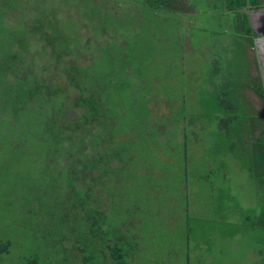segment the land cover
<instances>
[{"label":"rangeland","instance_id":"1","mask_svg":"<svg viewBox=\"0 0 264 264\" xmlns=\"http://www.w3.org/2000/svg\"><path fill=\"white\" fill-rule=\"evenodd\" d=\"M167 1L0 0L1 13L7 8L0 13V68L5 63L21 70L40 67L42 77L50 74L63 79L65 75L54 67L75 62L88 79L104 77L108 82V66L122 65L116 80L125 79L131 85L120 96L124 104L129 98L139 103L151 97L147 102L154 121L151 133L148 126L132 119L131 109L122 111L118 106L123 118L120 126L136 130V135L128 132L121 137L131 157L124 150L120 158L132 159L135 167L113 161L103 174L107 188L100 192L99 208L105 214L102 228L111 230V238L118 241L113 247L120 248L121 254L128 248L123 257L126 264H264V230L255 225L256 220L247 221L251 211L252 216L259 214L264 202V189H258V182L246 173L252 153L240 143L227 147L224 133L219 135L227 127L242 133L239 127L247 122L246 116L253 118L237 83L244 79L247 65L244 48L235 42L224 51L232 35L226 18L204 13L188 23V17L179 14L182 1ZM188 2L200 7L206 0ZM154 3L170 11L157 9ZM44 29L47 32L41 35ZM194 56L199 67L187 71L183 65L188 66ZM211 58H216L217 66H225L217 70L224 73L217 79L224 90L219 87L216 93L206 83L207 76L215 74ZM3 73L2 79H9ZM186 73L197 76L190 81L198 82L188 83ZM41 98L36 107L27 102L32 111L26 127L15 123L16 113L11 118V105L0 97V118L9 119L7 126H0V241H8L0 264H83L75 250L82 247L81 241L86 244L84 253L96 256L92 260L96 261L100 252L102 262L108 259L107 249L96 250L99 242L89 236L88 222L84 224L82 218L86 210L64 202L71 197L67 190L63 192V168H58L65 160L55 163L48 158L43 137L36 133L38 115L46 114ZM214 98L219 99L218 106ZM195 109L202 110L197 118L209 123L207 128L198 121L189 123ZM172 110H177L172 112L174 125L167 122L157 127ZM212 110L221 116V123L210 122L207 115ZM192 128L200 130L197 149L187 147L188 136L183 138L179 131ZM236 136L233 142L239 139ZM181 141L188 148L185 155L186 150L196 154L199 149L205 155L200 160L197 156L182 159ZM189 144L193 146L192 139ZM85 149V153L92 151L89 145ZM231 153L238 157L241 170L245 168L238 177ZM220 191L226 196H220L218 206Z\"/></svg>","mask_w":264,"mask_h":264},{"label":"trees","instance_id":"2","mask_svg":"<svg viewBox=\"0 0 264 264\" xmlns=\"http://www.w3.org/2000/svg\"><path fill=\"white\" fill-rule=\"evenodd\" d=\"M165 1L168 2L167 0ZM237 1L238 4H242L245 0ZM249 2L251 4H257V0H249ZM154 6L160 10L167 9L170 11L167 6H164L161 3H158V5L154 3ZM4 7H2V9ZM6 9H3V13L6 12ZM1 11L2 10H0V13ZM45 26H49V22H47ZM44 30L45 32L40 30L41 35L47 32L46 29ZM39 38L42 39L40 35ZM47 46L50 48L53 47V45H48V43ZM54 50H56L55 47ZM10 58L14 57H6V60H9ZM73 63L75 65L69 63V66H64L63 64L54 67L55 72L59 71L58 74L65 75V78L63 79L61 77L60 79H57L54 76H50V74L46 78L42 77L44 68L31 67L21 70L18 67H15V65L10 66L8 63H5L3 68H0V70H2L0 71V97H3L5 99L4 101L11 105V109L9 110L10 117L12 118L13 114L15 115L16 113V118L15 116L13 117L15 123L19 125L23 124L26 127L30 125V115L28 113L32 111L31 107L27 106V102L31 101V105L36 107L38 106L37 99H39L40 96L43 97V99H41L46 107L44 109L46 114L38 115L37 120L39 119L40 122L38 123L37 121L36 123V133H39L43 137V142L41 143L45 145V155L48 158L52 157V160L55 163H58L60 158L65 160V162L60 164L58 168H63V171H61L62 182L63 179H65V182H63V192L67 190L71 193V197H63L64 202L78 204L79 207L86 210V213H83L84 215L82 218L84 224L88 222L89 236L97 238L99 242V246L96 247V250L101 251L103 248H106L108 253V259L101 262L100 259H104V256L102 253L100 254V252H96L99 257L96 258V261H92L96 256L93 257L91 254L88 255L84 253L86 244L81 241L80 245H82V247H79V245L75 247V250L80 255V263L126 264V260L123 257L128 254V248L123 250V253L121 254L120 248L117 246L113 247L114 243H117L118 241L111 238L109 234L111 233V230L109 229L108 231L102 228L105 214L99 208L101 203L100 192L107 188V179L104 178L103 174L110 169V164L113 161H116V163H119L120 165L123 164V162L124 164L129 162L135 167V162L132 159L129 161L127 158H120V153H123L124 150L126 151L122 145L123 139H121V137L128 132H132L136 135V130L135 128L124 129L120 126L121 123L119 124V122H122L123 118L120 119L122 114L120 113V110L118 111V106H122V111H128L131 109L132 119L141 127H144V125L148 126L151 133V127L154 125V121L150 118L149 108L147 106V102L151 97L145 98L143 99V102L140 101L139 103H137L138 101H136V98H129L126 106L120 96L124 95L125 87L130 88L131 85H129V81L125 79L116 80L117 78H120L117 75L122 72V65L116 69L112 68L111 64L108 66L107 82L104 80V77H100V80L88 79L86 71L79 68L77 63ZM3 70L9 75V79H2L4 76ZM212 70L215 74L208 77H217L218 71L216 66ZM76 74H81L82 76L80 75L79 78H76L74 77ZM12 77L15 79H12ZM207 84L208 87H212V91L215 93L219 91V87H221V91L224 90L223 85L219 84L214 79ZM104 87H108V92H104ZM168 95L169 92L165 94L164 97L168 99ZM261 96V99L264 100V96ZM212 100L214 106L219 105L218 98ZM172 112L173 114H176L177 110L171 111V117H167L169 119L163 117V122L160 125L157 124V127L166 124L167 122V125L169 123L174 125ZM200 112H202L201 109L193 110L196 117L193 115L195 118L193 120L192 116L189 123H191L192 126V124L194 125V123L198 121L201 127L204 126V128H207L209 123H202V121L197 118V116L201 117ZM206 114L207 113H204V115ZM207 117L211 118L210 122L215 121V119L219 120L218 123L222 122V118H220L221 116H218L213 110L207 115ZM246 117L247 122L239 127L243 128V130H245L244 124L248 125L251 121L254 123V115H252V119L248 116ZM8 123L9 119L1 116L0 126H7ZM222 124L225 125V123ZM167 125L165 127H167ZM200 125L199 128H201ZM118 126H120V128ZM172 130L176 137L178 132L175 128ZM179 131H181L183 138L188 136V142L186 141L187 147L192 149H197L199 147L201 141L200 130L195 131L192 128V130H186L188 132L182 129ZM247 131L251 133L248 128ZM223 133L228 145L227 147H233L236 141H239L236 143L239 144L240 139L242 140L240 137H242L243 134H246L244 131L241 133L238 129L232 127L219 130V135H223ZM143 134L144 132H142V135ZM236 134H238L239 139L233 142V139H236L237 137ZM137 136L139 139H144V136H142V138L139 134ZM189 139H192L193 146L189 144ZM251 140H254L252 147L245 144H243V147L249 149L253 154L256 152V146L254 148V145H258L259 148L257 147V150H259L260 153H264V130L257 138H248V141ZM183 143V141L179 142V145L182 146V159L186 157L192 160V156H197L200 160L201 157L205 155L200 149L196 154H192L191 151L188 153L186 150L185 155L184 151L187 147H184ZM247 144L250 143L248 142ZM88 145L92 147V151H90V149L85 153L84 150H86L85 148ZM174 149L177 150L175 147ZM126 152L130 156V153L128 151ZM231 155L239 160L236 154L234 155L231 153ZM70 161L71 163H69ZM94 171H96V174H93ZM75 182H78L79 185ZM7 245V240L0 241V254L7 251Z\"/></svg>","mask_w":264,"mask_h":264},{"label":"crops","instance_id":"3","mask_svg":"<svg viewBox=\"0 0 264 264\" xmlns=\"http://www.w3.org/2000/svg\"><path fill=\"white\" fill-rule=\"evenodd\" d=\"M181 1L182 6H179V14L186 15L188 17L186 18L188 23L193 21L195 16L202 15L204 13V15L218 16V19L226 18L231 22L230 26L233 27L229 26V32H231L232 35L231 38L225 42L226 45L224 47H230L236 42V44L241 45L242 48H244L243 53L245 55L247 65L242 75L244 79L237 82L238 84H241L239 87V96L243 98L242 100L245 102L244 105L251 110V113L255 116V118L253 124L244 126L245 130L243 131L246 134H243V136L240 137L242 138V140L240 139V143L252 147L254 140L248 141V138H257L264 130V100L261 99V95L264 96V0H257V4H251L249 0H245L242 4H238L237 0H206V3L200 7H196L192 2L189 3L188 0ZM224 51L228 52L229 50L226 48ZM211 59L213 62L216 61V58ZM211 59H209V61ZM196 60L197 58L194 56L193 60L188 62V66L185 64L183 67H186L187 71L198 68L199 66L196 64ZM214 64V67L216 66L217 70L218 68H225L224 63L222 65L219 64V66H217V62ZM187 73L184 77L188 83L192 84L198 82L199 79H196L195 82H191L190 80L197 78V76H189ZM222 76H224L223 72L222 74L218 73L217 77L210 78L207 76L206 83H209L213 79L218 81L217 79L220 80ZM232 82L234 83L233 80ZM247 128L251 133L247 131ZM238 142L236 141V143ZM248 142L250 144H247ZM255 146L256 152L251 155L247 164L249 173L245 172L247 175L251 176L253 180L258 182V189H264V153H260L259 150H257V147L259 148L258 145H254V148ZM235 158L236 157H232L235 161L233 164L236 166L235 177H238L241 175V171L245 168H242L241 170L240 161H236ZM229 163L230 162L227 163L228 166ZM221 192L223 191H220L218 194V206H221L219 204L220 196H226V192L222 194ZM219 208L220 207H218V209ZM252 212L253 211L250 212L247 221L256 220L255 225L257 227H262L264 230V202L259 208L258 215L252 216ZM234 219L238 222H242V220L240 221L237 216ZM227 224L228 220L223 221V225L225 227Z\"/></svg>","mask_w":264,"mask_h":264}]
</instances>
